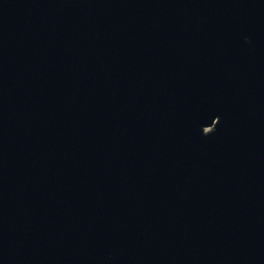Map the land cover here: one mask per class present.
I'll return each mask as SVG.
<instances>
[{"label": "water", "instance_id": "water-1", "mask_svg": "<svg viewBox=\"0 0 264 264\" xmlns=\"http://www.w3.org/2000/svg\"><path fill=\"white\" fill-rule=\"evenodd\" d=\"M0 264H264V0H0Z\"/></svg>", "mask_w": 264, "mask_h": 264}]
</instances>
